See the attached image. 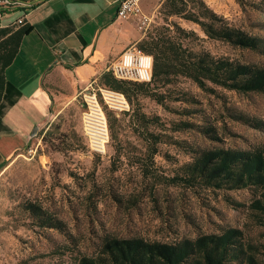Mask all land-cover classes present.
Wrapping results in <instances>:
<instances>
[{"label": "rangeland", "instance_id": "obj_1", "mask_svg": "<svg viewBox=\"0 0 264 264\" xmlns=\"http://www.w3.org/2000/svg\"><path fill=\"white\" fill-rule=\"evenodd\" d=\"M165 1L142 0V15L129 18L141 39L157 27H170L177 37L171 26L176 23L195 33L183 42L193 51L264 67V56L209 39L196 23L167 15ZM182 1L196 12L203 3L230 26L264 38V0ZM100 81L95 88L103 86ZM212 87L215 93L179 77L162 89L168 94L166 106L139 96L124 112L110 110L100 100L106 127L101 151L86 132L83 91L64 92L66 103L51 109L28 149L0 173V264H72L82 256L96 257L109 235L172 243L227 228L243 231L264 258V220L249 209L250 190H211L168 181L184 175V165L199 149L264 145V131L247 124L264 125V93ZM139 112L159 117L160 124L143 129ZM182 122L195 127L174 131L173 124ZM148 133L162 135L160 142L154 144ZM29 203L62 221L63 230L41 227L26 209Z\"/></svg>", "mask_w": 264, "mask_h": 264}, {"label": "trees", "instance_id": "obj_2", "mask_svg": "<svg viewBox=\"0 0 264 264\" xmlns=\"http://www.w3.org/2000/svg\"><path fill=\"white\" fill-rule=\"evenodd\" d=\"M44 1L47 0H0V14L27 12ZM201 5L202 9L196 12L195 7L188 9L182 0L164 3L167 15L196 23L209 39L264 56V38L230 26L212 9ZM171 26L177 37L170 32V27H157L135 44L147 60L148 78L144 82L117 80L106 72L101 77L102 85L121 92L132 105L137 97L144 96L166 106L168 94L162 89L177 83L179 77L188 78L203 91L211 93L216 92L212 86L242 94L264 93L263 66L217 57L209 51H193L183 42L195 33L176 23ZM137 120L145 130L148 125L160 124L159 117H150L143 112L138 113ZM247 124L264 131L263 123L249 121ZM194 127L187 122L173 124L174 131ZM197 128L205 133L211 130L209 127ZM148 135L154 144L162 137L154 133ZM156 153L157 149L153 147V154ZM183 172L182 176L168 178L169 183L200 184L211 190H250L253 198L249 209L260 221L264 220V145L249 149L202 148L194 151L192 161L184 165ZM26 209L41 227L63 230V222L52 219L41 206L29 203ZM72 264H264V258L258 246L245 238L243 231L227 228L220 234H201L172 243L109 235L102 239L96 257L82 256Z\"/></svg>", "mask_w": 264, "mask_h": 264}, {"label": "crops", "instance_id": "obj_3", "mask_svg": "<svg viewBox=\"0 0 264 264\" xmlns=\"http://www.w3.org/2000/svg\"><path fill=\"white\" fill-rule=\"evenodd\" d=\"M120 1L47 0L0 14V173L28 149L51 109L66 103L64 92L100 81L141 39L133 20L116 16Z\"/></svg>", "mask_w": 264, "mask_h": 264}, {"label": "built area", "instance_id": "obj_4", "mask_svg": "<svg viewBox=\"0 0 264 264\" xmlns=\"http://www.w3.org/2000/svg\"><path fill=\"white\" fill-rule=\"evenodd\" d=\"M141 2L142 0H121L116 11V16L121 19L140 17V15H142ZM17 23L23 24V17L17 19ZM106 72L110 73L112 77L117 80L144 82L148 78L147 60L145 55L138 51L135 45H132L107 66ZM95 84V82L90 83L83 91L84 102L88 109L84 114L85 127L94 116L104 118L100 100H102L104 105L110 110L116 112L129 110V103L121 92L115 91L106 86L95 88ZM86 132L90 135L87 129ZM94 145L98 147L96 144ZM102 149L103 148H100L99 150L101 151Z\"/></svg>", "mask_w": 264, "mask_h": 264}, {"label": "bare ground", "instance_id": "obj_5", "mask_svg": "<svg viewBox=\"0 0 264 264\" xmlns=\"http://www.w3.org/2000/svg\"><path fill=\"white\" fill-rule=\"evenodd\" d=\"M86 129L90 133L93 143L100 148H104L106 143V129L104 118L94 116L93 118H91L89 123L86 124Z\"/></svg>", "mask_w": 264, "mask_h": 264}, {"label": "water", "instance_id": "obj_6", "mask_svg": "<svg viewBox=\"0 0 264 264\" xmlns=\"http://www.w3.org/2000/svg\"><path fill=\"white\" fill-rule=\"evenodd\" d=\"M36 130V129H35Z\"/></svg>", "mask_w": 264, "mask_h": 264}]
</instances>
